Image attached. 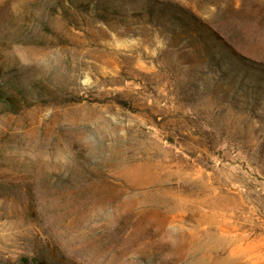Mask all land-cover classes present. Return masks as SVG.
Masks as SVG:
<instances>
[{
    "label": "rangeland",
    "instance_id": "1",
    "mask_svg": "<svg viewBox=\"0 0 264 264\" xmlns=\"http://www.w3.org/2000/svg\"><path fill=\"white\" fill-rule=\"evenodd\" d=\"M0 264H264V0H0Z\"/></svg>",
    "mask_w": 264,
    "mask_h": 264
}]
</instances>
